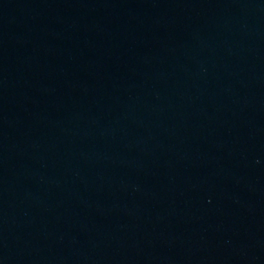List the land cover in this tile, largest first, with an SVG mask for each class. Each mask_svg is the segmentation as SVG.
<instances>
[{
  "label": "water",
  "instance_id": "obj_1",
  "mask_svg": "<svg viewBox=\"0 0 264 264\" xmlns=\"http://www.w3.org/2000/svg\"><path fill=\"white\" fill-rule=\"evenodd\" d=\"M0 264H264V0H0Z\"/></svg>",
  "mask_w": 264,
  "mask_h": 264
}]
</instances>
